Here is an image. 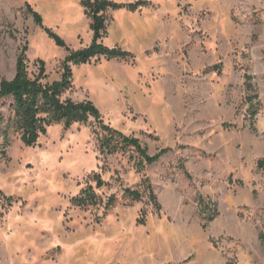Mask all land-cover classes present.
Segmentation results:
<instances>
[{
	"label": "rangeland",
	"instance_id": "1",
	"mask_svg": "<svg viewBox=\"0 0 264 264\" xmlns=\"http://www.w3.org/2000/svg\"><path fill=\"white\" fill-rule=\"evenodd\" d=\"M82 1L0 0V82L15 77L25 45L29 73L43 60L45 83L59 81L68 52L25 4L78 51L93 38ZM142 1L150 5L109 12L104 39L134 58L73 67L62 99L93 102L105 124L138 138L152 156L170 151L144 168L134 150L103 153L93 119L68 130L53 125L33 147L12 133L5 147L12 101L0 100V264H264V0ZM246 76L262 103L256 131ZM97 177L106 184L100 189ZM88 187L103 204L74 206ZM126 189L143 200L130 203ZM199 195L219 211L206 229ZM111 196L117 202L106 209Z\"/></svg>",
	"mask_w": 264,
	"mask_h": 264
},
{
	"label": "trees",
	"instance_id": "2",
	"mask_svg": "<svg viewBox=\"0 0 264 264\" xmlns=\"http://www.w3.org/2000/svg\"><path fill=\"white\" fill-rule=\"evenodd\" d=\"M149 5L150 2L142 0L131 4H118L111 0H83L82 6L91 20L90 28L93 32V38L92 43L87 48L73 51L57 33L44 25L42 15L35 11L29 3H26L25 9L33 17L35 24L43 29L57 46L65 48L68 55L62 63V74L59 81L50 84L45 83L47 79L46 63L43 60H38V72L31 75L28 70V45L21 48L17 57L15 77L12 80L3 79L0 82V100L10 99L12 101V115L2 132L4 146L9 147L12 133L19 134L25 146L33 147L37 145L42 136L47 135L48 129L53 125L63 124L64 128L68 130L76 124H87L93 119L104 132L100 141L103 153L113 155L130 149L134 150L139 156L138 165L142 168L157 163L168 153L169 149H163L154 156L150 155L147 147L143 146L138 138L127 136L105 124L100 111L93 102L62 99L63 95L72 88L73 67L89 64L99 58H105L109 61L134 58L133 54L128 51L110 48L104 44V39L108 35V15L109 12L119 10L136 12ZM215 69H220V66H215ZM245 86L248 94L246 98L247 117L250 121L251 130L256 131V118L262 109V103L256 93V87L252 84L251 76H246ZM3 123L4 119L0 117V126ZM260 165L264 166V162L261 161ZM181 167L187 177L191 179L183 162ZM144 183L151 203L160 212L162 207L150 180L145 179ZM105 185V182L97 177V188L100 189ZM123 197L130 203H136L143 200L144 194L140 190L126 189ZM8 200L10 199L8 198ZM116 202V197L111 196L106 203V209H110ZM72 203L78 208L87 209L91 206H100L103 201L93 187H88L73 198ZM198 207L206 221L203 226L206 229L208 224L218 217V208L212 201L206 200L201 195L198 196ZM145 221V214H143L139 223L145 224ZM228 264H236V261L230 260Z\"/></svg>",
	"mask_w": 264,
	"mask_h": 264
}]
</instances>
